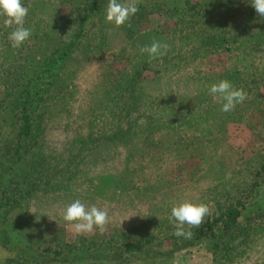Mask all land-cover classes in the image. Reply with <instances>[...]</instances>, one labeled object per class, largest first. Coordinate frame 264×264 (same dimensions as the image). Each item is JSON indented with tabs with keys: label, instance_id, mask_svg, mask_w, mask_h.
<instances>
[{
	"label": "rangeland",
	"instance_id": "374dc122",
	"mask_svg": "<svg viewBox=\"0 0 264 264\" xmlns=\"http://www.w3.org/2000/svg\"><path fill=\"white\" fill-rule=\"evenodd\" d=\"M186 1L191 5L204 4L198 8L200 22L191 32L194 36L199 34L200 28L208 37L220 36L227 28L237 30L238 27L244 30L250 23V16L257 17L250 5L251 0H237L235 5H224L218 1L210 3L208 0H137V5L140 4L142 9L138 7V16L128 20L134 24L129 27L137 33L132 38L125 37L120 27L105 21L106 44L98 53L93 51L83 55L80 51L74 52L73 66L68 65L60 75L61 87H52L55 88V93L67 89L72 98L67 104L56 103V112H61L57 117L65 119L60 124V129L65 131L53 128L49 137L56 149V162L59 160L57 168L60 173L57 181H64L65 188L56 190L47 197L35 196L23 211L9 215V222L19 225L23 238L15 244L16 247H21L11 252L0 247V264L5 259L19 258V251L23 249V242L28 237L39 240L40 244L41 241L70 243L79 236L102 245L100 250L95 249L98 257H101L89 259L85 264H264L262 180H258V194H253L243 211L244 218H256L249 223L252 227L251 236L246 246L238 248L236 253L239 255L236 254L231 261L220 263L216 260L218 257L214 259L212 254L207 252L203 243L195 242L183 246L180 240L174 238L175 223L170 218L171 208L182 202L207 205L209 212L203 221L214 216L222 206L234 201V196L245 195L244 188L230 191V183L246 181L241 175L246 173L245 177L248 176L247 172L249 174L251 170H256L258 163L264 160V115L259 110V107L264 105V90L259 89L258 100L243 101L242 103L254 104H246L244 111L242 108L239 115L234 114L235 108L230 112L220 111L219 103H216L212 110L213 103L208 102L216 100V97L209 94L208 88V95H201L203 85L213 74L236 69L241 78H246L243 63L238 62L233 66L236 55L232 46L229 53L224 49L208 53L200 50L196 57L184 56L182 62L171 65L161 61L164 56L162 55L157 57L160 60L158 65L152 59L153 62L146 65L136 92L131 93L135 99L141 100L127 107L128 119L125 117L126 120L122 121L126 126L130 123L134 127H142L149 119L153 121L155 106L159 109L156 115L167 111L162 110L163 105L174 108L175 110H169L167 116L162 117L163 121L168 117V122L165 121L161 133L154 135L151 146L141 139L135 144L127 145L118 141L98 142L92 156L83 152L77 157V151L74 152L77 166L75 171L72 170L73 165L71 171L67 172L65 165L60 164V161L68 159L67 152L70 148H67V141H71L78 132L84 137L88 138L86 135L89 134L92 139H98L102 136L100 127L108 122L107 113H118L115 106L122 107L130 102L124 90L126 80L123 76L131 71L127 61L139 60L136 53L140 52L138 48L142 47L141 45L148 46L153 41H159L179 46V33H174L176 20L164 16V11L167 12L170 8L182 9L186 6ZM153 2L162 5L165 3L161 8L162 13L147 12ZM107 3L108 0L103 10ZM24 6L29 10H36L37 13L43 9V13L49 14V20L58 15L59 23L63 26L61 36H68L69 28H64L63 20L72 6H77V1L69 0L65 3L61 0H27ZM36 19L35 15L30 13L25 24L35 22ZM49 20L47 21L50 22ZM1 24L3 26L0 28L4 32L9 25ZM257 24L258 20L252 27ZM230 37L231 40L240 38L232 33ZM260 37L264 42V34ZM144 54L145 59L151 61L148 55ZM240 58L238 56V61ZM253 65L250 72L261 69L256 62H253ZM258 71L254 73L259 74ZM251 81L252 78H249L248 84ZM116 92L120 93V98ZM1 96L0 89V98ZM158 98L161 103H157ZM108 106L110 112L107 111ZM179 106L194 108L178 113L176 111L182 109ZM132 109V118H129ZM105 115L107 116L104 117ZM3 117L2 122L7 123L8 116L3 114ZM88 126H91V130L93 128L92 132L87 130ZM104 128L107 130L106 126ZM122 134L119 132V135ZM33 158V155L27 157L21 168L17 167L18 170L15 169L12 175L16 176ZM245 170L247 172H244ZM224 172L229 174L226 181L229 184L226 183L225 191H219L215 188L219 180L218 175H223ZM107 175L120 180L122 191L116 192L109 185L105 186L104 195L98 196L95 194L98 184L101 177ZM143 180L145 185L141 184ZM75 200H79L86 207L95 206L108 213L109 222L103 231L94 229L91 233H74L71 226L63 220V209ZM188 227L190 226L185 225V228ZM257 231L259 233H256ZM129 245L138 246L139 250L134 248L132 253L124 255L122 259L112 258L115 250L122 251L124 246ZM138 251L140 252L137 253Z\"/></svg>",
	"mask_w": 264,
	"mask_h": 264
},
{
	"label": "trees",
	"instance_id": "16d2710c",
	"mask_svg": "<svg viewBox=\"0 0 264 264\" xmlns=\"http://www.w3.org/2000/svg\"><path fill=\"white\" fill-rule=\"evenodd\" d=\"M26 1L22 0V3L25 4ZM61 1L69 2V0ZM75 1H77V6H72L63 20L65 21L63 24L64 28L66 26L69 28V31H67L68 38L61 36L63 26L59 23L60 18L58 15L55 19L49 20V14L47 12L43 13V9L38 13L35 12L36 10H29L25 20H28L30 13L35 15L37 19L35 22L24 24L26 28L31 30V37L19 47H13L12 42L8 39L9 33L15 25L7 26L4 32L0 28V89L2 90L0 98V247L9 252L20 248L21 246L16 247L17 245L15 244L18 243L19 239L23 238L19 225L9 222V215L13 212L23 211L24 207L29 206L30 199L35 196L47 197L55 193L56 190L59 191L65 188V185H63L64 181H57L60 173L57 168L59 160L56 162L55 158L57 156H54L56 149L49 137L53 128L60 129L62 127L60 124L65 120L61 119L60 116L59 118L57 117L60 111L56 112V103L67 104L72 98L69 96L70 93L67 92V89L55 93V88L52 87L62 84L60 75L68 65L73 66L72 55L74 52L80 51L83 55L93 51L98 53L101 47L106 44L103 9L107 0ZM215 1L224 5H235L237 2V0H208L210 3ZM101 2L102 4L100 5ZM203 5V3L191 5V3L186 1V6L182 9L170 8L167 12L164 11V16L176 20L177 26L174 33L175 35L179 33L177 38L179 46L169 44L161 61L169 65L171 63L176 64L182 62L185 59L184 56H189V58L196 57L200 50L208 53L224 49L229 53L230 46H232V49L235 50L233 53L236 55V61L233 66L238 62L243 63L246 68V78H241L238 71H235L236 69L221 74H213L210 80L203 85L201 95H208L206 88L223 79L228 80L234 88L244 90L247 94L244 101L253 102L258 100L259 89L264 90V42H262L260 37L264 34V18L260 17L259 14H257V17L251 15L250 23L244 30L238 27L237 30L227 28V30L221 32L220 36L213 35L208 37L200 28L199 34L194 36L195 34H191V32L194 31L200 22L198 8ZM137 6L142 9L140 4ZM163 6H165V3L162 5L158 2H153L147 12L162 13L161 8ZM137 14L138 12L130 17L129 21L136 18ZM256 20H258V24L253 28L252 26ZM129 21L121 25L120 30L124 32L123 35L125 34V37L132 38L137 33L129 27L130 25L134 26ZM0 22L4 23V17H0ZM1 23L0 27L3 26ZM204 30L206 32V29ZM231 33L233 36H240V38L231 40ZM63 41L66 42L63 43ZM185 42L188 44L186 45ZM141 46L144 47L143 45ZM142 47L138 48V50ZM136 56L139 60L127 61V65L131 66V71L123 76L126 80H123V82L125 81L124 90L130 102L124 106L122 105V107L120 105L118 107L115 106L114 108L118 113L108 111L109 106L107 107V111L110 112L107 113L108 122L100 127L102 136L98 139H92L89 134L86 135L88 138L84 137L78 132L74 135V138H71V141H67V148H70L67 152L68 159L60 161L61 165H65L67 172L71 171V165L74 166L73 171L77 169L74 161V152L76 151L77 157L83 152L87 156H92V154H95L94 148L98 146V142L112 143L118 141L127 145L135 144L138 139L151 146L154 135L164 130V124L165 121L168 122V117L165 121H163L164 118L162 117L167 116L169 110H175L167 106V104L162 106V110H167L161 111L162 115L161 112L156 115L159 109L155 106L153 121L149 119L142 127H134L130 123L126 126L124 121H122L126 120L124 118L128 115L127 107L141 100L135 99L131 93L136 92L142 71L146 70L148 63L154 61L158 65L160 61L157 58L152 59L153 61L146 60L145 54L138 51ZM238 56L241 57L239 61L237 59ZM253 58L258 60L253 61ZM253 62L261 66L259 71L257 69L254 70L258 71L259 74L249 71L254 66ZM249 78H252V81L248 84ZM116 95L120 98L119 92H116ZM158 101L157 103H161L159 98ZM208 103H213V110L216 103L221 104V101L219 97H216V100ZM50 104L54 105L50 106ZM246 104L253 105L254 103L237 104L234 114L239 115L242 112V108L244 111ZM182 107L179 106V108ZM192 108L194 107H184L176 112L182 113ZM259 108H261L259 109L260 113L264 115V105ZM140 110L141 106H139L138 111ZM133 111L134 109H132L129 118H132ZM3 114L8 116L7 123L2 122V118L4 119ZM58 115H61V112ZM126 118L128 119V117ZM104 126H106L107 130ZM67 129L71 130L70 128ZM60 130L61 132L65 131L64 129ZM87 130L92 132L93 128L91 130V126H88ZM119 132L123 134L119 135ZM30 155H33L34 160L32 159L24 169L20 170L16 176H13L15 169L18 170L17 167L21 168L24 160ZM244 172L247 171L245 170ZM228 175L226 172L223 175H218L219 180L215 188L219 191H225ZM245 175L246 173L241 175V178L246 179V181L230 183V191L234 192V190L238 191L239 188H244L246 190L245 195L234 196V201L226 203L214 216L202 221L199 226L185 228L193 233L190 239L175 236V240H180L183 246H189L195 242L203 243L207 252L212 254L214 259L218 257L216 260L220 263L231 261L236 257V254L239 255L236 251L239 247L246 246V242L251 236L252 227L249 223L256 219L254 217L244 218L243 211L253 194H258L256 190L260 185L258 180H262L261 184H264V160L262 159L258 163L256 170H251L249 174L247 172L248 176L246 177ZM101 178L95 193L98 196H103L104 191H106L104 190L105 186L109 185L116 192L122 191L123 185L119 179H115V176L107 175ZM141 184L145 185V180ZM256 233H259V231ZM38 241L28 237L23 242V249L19 251V258L5 259L2 264H85L89 259L94 260L101 257V255L98 257L95 249L99 248L100 250L102 245L86 237L79 236L70 243L41 241L39 244ZM134 248L139 250L138 246L134 245L124 246L122 251L115 250L112 258L122 259L124 255L132 253ZM95 255L97 256L95 257Z\"/></svg>",
	"mask_w": 264,
	"mask_h": 264
},
{
	"label": "clouds",
	"instance_id": "9594fccd",
	"mask_svg": "<svg viewBox=\"0 0 264 264\" xmlns=\"http://www.w3.org/2000/svg\"><path fill=\"white\" fill-rule=\"evenodd\" d=\"M251 7L260 17L264 18V0H251ZM137 0H108L104 10L105 21L115 27L124 25L130 17L138 12ZM29 9L24 6L22 0H0V17H4L5 25H15L9 33L8 39L13 47H19L31 37V30L24 26ZM168 45L159 41H153L151 45L144 46L140 52L146 53L148 58L156 59L164 55ZM208 92L221 101L220 111L230 112L237 104L246 99L243 89L234 88L228 80H220L208 87ZM209 212L207 205L200 203L182 202L171 208L170 218L175 223L174 235L190 239L191 230H186L185 225L199 226L205 215ZM63 220L71 226L76 235L91 233L94 229L103 231L109 222L108 213L95 206L86 207L79 200H75L63 209Z\"/></svg>",
	"mask_w": 264,
	"mask_h": 264
}]
</instances>
